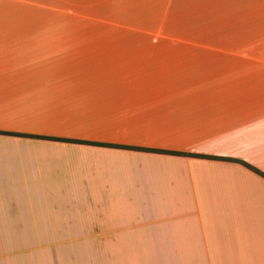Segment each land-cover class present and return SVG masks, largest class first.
Returning <instances> with one entry per match:
<instances>
[{
    "label": "crops",
    "instance_id": "obj_1",
    "mask_svg": "<svg viewBox=\"0 0 264 264\" xmlns=\"http://www.w3.org/2000/svg\"><path fill=\"white\" fill-rule=\"evenodd\" d=\"M241 3L237 51L0 30V264H264L238 163L264 174V0Z\"/></svg>",
    "mask_w": 264,
    "mask_h": 264
},
{
    "label": "rangeland",
    "instance_id": "obj_2",
    "mask_svg": "<svg viewBox=\"0 0 264 264\" xmlns=\"http://www.w3.org/2000/svg\"><path fill=\"white\" fill-rule=\"evenodd\" d=\"M257 7L241 0H0V30L76 31L93 44L190 46L208 52L229 44L237 51L241 41L253 37L250 25L257 22L244 16ZM209 65V59L195 64L203 96H210Z\"/></svg>",
    "mask_w": 264,
    "mask_h": 264
},
{
    "label": "trees",
    "instance_id": "obj_3",
    "mask_svg": "<svg viewBox=\"0 0 264 264\" xmlns=\"http://www.w3.org/2000/svg\"><path fill=\"white\" fill-rule=\"evenodd\" d=\"M19 136V135H18ZM21 137H26V136H21ZM39 139H49V140H54V141H60L59 139H53V138H39ZM74 143H79V144H84V145H92V146H101V147H110V148H121V149H131V150H138V151H145V152H150V153H157V154H166V155H180V156H190V157H199V156H194V155H187V154H180V153H174V152H165V151H158V150H148V149H133V148H127V147H122V146H115V145H109V144H97V143H91V142H84V141H73ZM210 159H216L212 157H207ZM223 160V159H219ZM231 161V160H227ZM238 162V161H235ZM241 163L243 166H245L247 169L253 171L254 173L260 175L261 177H264V174L260 173L259 171L255 170L251 166L243 163V162H238Z\"/></svg>",
    "mask_w": 264,
    "mask_h": 264
}]
</instances>
